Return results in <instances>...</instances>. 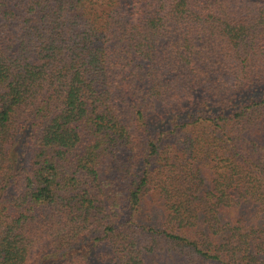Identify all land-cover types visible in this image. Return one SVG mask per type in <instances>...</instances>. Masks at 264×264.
Returning a JSON list of instances; mask_svg holds the SVG:
<instances>
[{"label": "trees", "instance_id": "16d2710c", "mask_svg": "<svg viewBox=\"0 0 264 264\" xmlns=\"http://www.w3.org/2000/svg\"><path fill=\"white\" fill-rule=\"evenodd\" d=\"M0 264H264V0H0Z\"/></svg>", "mask_w": 264, "mask_h": 264}]
</instances>
